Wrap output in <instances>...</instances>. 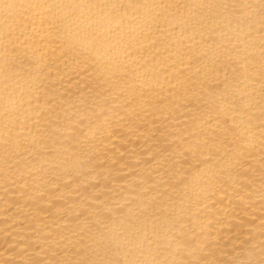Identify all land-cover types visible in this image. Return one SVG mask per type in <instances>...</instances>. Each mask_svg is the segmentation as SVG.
Returning a JSON list of instances; mask_svg holds the SVG:
<instances>
[{
    "label": "bare ground",
    "instance_id": "6f19581e",
    "mask_svg": "<svg viewBox=\"0 0 264 264\" xmlns=\"http://www.w3.org/2000/svg\"><path fill=\"white\" fill-rule=\"evenodd\" d=\"M0 264H264V0H0Z\"/></svg>",
    "mask_w": 264,
    "mask_h": 264
}]
</instances>
